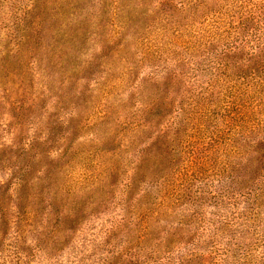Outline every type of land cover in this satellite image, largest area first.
Instances as JSON below:
<instances>
[{
	"label": "rangeland",
	"instance_id": "1",
	"mask_svg": "<svg viewBox=\"0 0 264 264\" xmlns=\"http://www.w3.org/2000/svg\"><path fill=\"white\" fill-rule=\"evenodd\" d=\"M190 1L174 23L149 12L155 0H0V264H264L261 109L229 96L225 83L205 92L210 77L189 75L194 59L177 67L176 59H189L179 49L154 65L145 53L144 42L198 31L205 17ZM205 3L207 25L221 4ZM263 5L222 2L235 24ZM166 26L181 33L163 34ZM168 67L187 75L172 86ZM157 85L171 93L162 119L145 109ZM196 102L202 112L190 109ZM145 119L157 124L126 127ZM148 145L139 168L136 155ZM153 180L167 184L162 196L172 208L139 240L128 234L125 205L143 204L151 187L144 182ZM171 183L182 187L175 203ZM225 187L235 195L214 198Z\"/></svg>",
	"mask_w": 264,
	"mask_h": 264
},
{
	"label": "trees",
	"instance_id": "2",
	"mask_svg": "<svg viewBox=\"0 0 264 264\" xmlns=\"http://www.w3.org/2000/svg\"><path fill=\"white\" fill-rule=\"evenodd\" d=\"M191 1L193 2V0ZM196 1L197 3L194 5L196 8L199 7L197 10L200 13L202 12L199 17H205L201 22H199L202 24L200 27L196 25L197 28L199 27L198 31L195 30L192 32L194 35L191 36L184 35L185 38L183 35H177L175 37L176 42H165L162 44H155L153 41L144 42L146 45L145 53L148 56V61L154 65L156 64L157 60L163 59L165 55H167L171 50L177 51V49H179V51H182L184 54L189 56V59H176L177 67L181 68L182 65L185 66L190 60L194 59L195 62L189 67V75L192 76L193 74H203L210 77L209 82L206 84L207 89L205 92L208 91V93H211V91L214 89L219 91L223 90L222 85L225 83L224 88H227V92H231L229 96L234 97L237 100L240 97L243 99H249V103L255 104L258 106V109H261V111H258L259 119H264V32L261 30V28H264V25L262 26L260 24V21L264 19V5L260 15L255 16L253 13L251 15L247 14L244 20L241 18L240 22L235 24L231 19H229L231 17L233 18V16L229 15L227 9L226 12H224V6L222 7V2L225 0H217L221 4V10L218 13L216 12L217 14L215 13V18L205 25V21L207 19L206 12H208L205 7L206 0ZM188 5L189 0H155L153 7H151L152 9L149 12L152 13L155 12L156 9H159L163 13L169 15L168 17L170 19L164 20H167L168 22L174 20V23H177V19H174L176 13H183L185 9L187 10ZM165 7L169 8L164 9ZM192 18H194V20L197 18L196 12L193 13ZM202 26H204V29H202ZM178 28L179 27L169 28L166 26L165 28L161 29V32H163V34L174 32L181 33L178 31ZM241 32H246V34L249 33V35L239 39ZM247 37L250 38V41H246ZM252 43H254V45ZM213 47H218L219 49L214 48V53H211V49ZM247 48L255 49L256 51L248 53L246 51ZM197 59H199V61ZM243 69L248 70L250 75L245 76L243 73H241ZM156 71V73H159L158 69ZM164 73L169 77L168 79L172 83V86L176 85L180 77L187 75V71H170L169 67L164 71ZM235 81H240V83L238 85H234L233 83ZM155 82L158 81L157 77L154 76L147 83L154 84ZM228 84L229 87H226ZM229 88H231L230 91H228ZM167 89L168 91H163L162 95L159 86L157 85L154 86L153 91L150 93V97L147 101L145 109L150 111V115L153 113L154 118L162 119L164 117V103L167 98L170 100L171 94L169 92V88ZM208 99L209 96H202L200 102L201 100L207 101ZM200 102L194 103L190 109L194 108L195 110H200L202 112L203 108H199L201 104ZM229 105H226L227 109H230ZM177 109L179 110L178 112L176 111L177 116L185 115V109H183V107H179ZM157 110L159 112H156ZM140 122L142 121H138L135 125H133L134 123L132 124L130 122L125 124L127 125L126 127H129V129H131L133 132L139 127L144 128L143 132L149 131L157 124L155 120L152 121L151 119H145L143 123L139 124ZM164 136L165 132L163 131L159 135H156L154 141L159 145L157 150H160L162 141L161 139H163ZM136 142L137 139H132L130 142L131 149L136 145ZM128 150L130 149L128 148ZM141 151H139L136 155L138 160L141 161L139 168L145 163V160L150 158L152 145H148L147 147L145 146ZM128 152L130 151H127L126 153ZM129 161L130 163L132 162L131 160ZM139 168H136L135 170L139 171ZM112 173H114V175L118 174L117 168H115L114 172ZM133 183L134 182H131V185L127 188V190H131V187H133L132 185H134ZM144 184H151V187H148L149 190L148 188L145 189L150 192L147 193V191H143L146 201L143 204H141L143 200L137 201L136 205L132 203L127 206L126 204V216H124V219L129 223V225L132 226V229L128 231V234L133 233L132 235H139V240H145L144 234L149 231L150 224L152 222L157 224L162 223L163 218L166 215L165 213H167L172 208V205L167 203V197L165 195L162 196V189L165 188L167 184L162 185L160 182L155 180L149 181L148 183L144 182ZM168 185L169 190L171 189V191H177V195H173L175 200L173 203H175L180 198L182 187L176 185L175 183ZM229 189L230 188L226 187L223 188V191L219 194V196H215L214 198L227 199V201H229V198L226 196V193L229 192ZM223 192L225 195H223ZM198 194H200L198 196L202 198L204 192L201 191ZM228 194L235 195V193L232 191H230ZM246 196L252 197V193H246ZM144 197H142V199ZM200 198L196 197L193 202H201ZM139 203L144 206L142 208L138 207L137 205H139ZM218 206L223 207V204ZM139 210L141 212H139ZM128 215L135 216V218H132L129 221ZM124 221L117 223V227L115 228L118 230L122 229L124 227ZM125 243L126 242H122L120 245H124Z\"/></svg>",
	"mask_w": 264,
	"mask_h": 264
}]
</instances>
